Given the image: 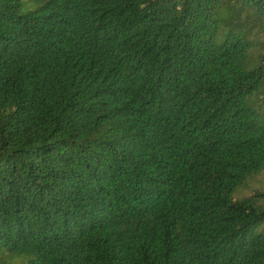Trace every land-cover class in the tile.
Instances as JSON below:
<instances>
[{
  "label": "trees",
  "instance_id": "obj_1",
  "mask_svg": "<svg viewBox=\"0 0 264 264\" xmlns=\"http://www.w3.org/2000/svg\"><path fill=\"white\" fill-rule=\"evenodd\" d=\"M35 1L0 0V264H264V0Z\"/></svg>",
  "mask_w": 264,
  "mask_h": 264
},
{
  "label": "rangeland",
  "instance_id": "obj_2",
  "mask_svg": "<svg viewBox=\"0 0 264 264\" xmlns=\"http://www.w3.org/2000/svg\"><path fill=\"white\" fill-rule=\"evenodd\" d=\"M23 3L24 5L21 14H26L28 11L39 7V4L35 0H23ZM252 197H255L258 200V203L264 207V170L247 179L232 195L235 202ZM255 230L257 232H264V225ZM9 264H20V260L10 261Z\"/></svg>",
  "mask_w": 264,
  "mask_h": 264
}]
</instances>
